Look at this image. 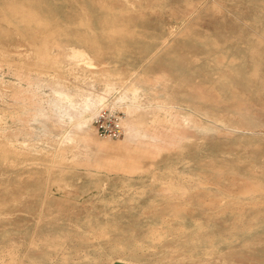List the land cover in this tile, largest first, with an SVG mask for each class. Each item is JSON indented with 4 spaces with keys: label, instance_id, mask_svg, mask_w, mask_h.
Wrapping results in <instances>:
<instances>
[{
    "label": "rangeland",
    "instance_id": "1",
    "mask_svg": "<svg viewBox=\"0 0 264 264\" xmlns=\"http://www.w3.org/2000/svg\"><path fill=\"white\" fill-rule=\"evenodd\" d=\"M147 3L133 31L113 0H0V264H264V0Z\"/></svg>",
    "mask_w": 264,
    "mask_h": 264
},
{
    "label": "bare ground",
    "instance_id": "2",
    "mask_svg": "<svg viewBox=\"0 0 264 264\" xmlns=\"http://www.w3.org/2000/svg\"><path fill=\"white\" fill-rule=\"evenodd\" d=\"M151 40H152V39H151ZM174 40H175V39H174ZM152 41H153V40H152ZM155 41H157V40H155ZM158 41H159V40H158ZM219 46H220V45H219ZM219 46H218V47H219ZM69 47H70L71 50H72L73 57L75 56V57H78V58L80 57V58L84 59L86 62H88V64H87L88 66H89V65L94 66L93 64H96L94 57H93V56H92V55H91V54H90V53H89L84 47H81V46H74V45H70ZM220 56H221V55H220ZM220 56H219V57H220ZM223 56H224V55H223ZM78 58H77L76 60H78ZM82 59H81V60H82ZM226 59H227V58H226ZM226 59H225V60H226ZM79 60H80V59H79ZM218 60H219V58H218ZM223 60H224V58H223ZM233 60H234V59H233ZM233 60L231 59L230 61H233ZM176 61H177V60H176ZM221 61H222V60H221ZM221 61H220V62H221ZM86 62H85V63H86ZM220 62H219V63H220ZM89 63H91V64H89ZM230 63H231V62H230ZM224 65H225V64H224ZM220 66H221V65H220ZM89 67H90V66H89ZM180 69H181V67H180ZM222 75H223V74H222ZM215 76H216V75H215ZM224 76H225V75H224ZM221 79H223V78H221ZM199 81H200V80H199ZM227 81H228V80H227ZM136 84H137V83H133L132 85H130V86H131V90H133L132 92H133V94H134V97H136L135 95H137V93L139 92V87L136 86ZM125 85H126V84H125ZM116 87H117V86H116ZM214 87H215V86H214ZM173 88H174V87H173ZM118 91H119V90H118ZM56 92H57V94L59 95V102H58V105H60V106L62 107V106H63V103H62V102H67V104H68L69 107H70L68 112L66 111V108H65V111L60 110L61 108L59 109V112H57V116H58L59 119L61 120L60 122H63L65 114H68V115L70 116V118L72 119V121H73V120H76V119L79 117V113H78V112L83 113V111L88 110V109H87V108H89L88 103L83 104V105H80V102H77V101L74 100V95L70 94L66 89H57ZM126 92H127V91H126ZM132 92H131V93H132ZM223 92H224V91H223ZM79 94H80V93H79ZM92 95H93V94H92ZM132 96H133V95H132ZM84 97H85V96H84ZM84 97H83V98H84ZM87 97H88V96H87ZM134 97H133V98H134ZM134 99H135V98H134ZM87 100H90L93 104H94V102H95V101L93 102V98H92V96H91V97L89 96V97L87 98ZM237 100H238V99H237ZM79 101H80V100H79ZM83 101H85V100H83ZM98 101H99V100H98ZM98 101H97V102H98ZM240 103H242V102H240ZM102 105H103V104H102ZM239 105H240V104H239ZM162 106H163V105H162ZM240 106H241V105H240ZM100 109H101V107H100ZM78 110H79V111H78ZM64 112H65V114H64ZM42 113H43V112H42ZM204 113H205V112H204ZM208 113H209V112H208ZM83 115H84V113H83ZM89 118H90V117H89ZM89 118H88V119L86 118V120H82V121H80V122L78 121V122H77V125H76V124H75V125H76L77 127L79 126L81 129H85V130H87V129H89V125H88V123H90V122H89V121H90ZM92 118H93V117H92ZM219 120H220V119H219ZM76 121H77V120H76ZM65 122H66V121H65ZM73 122H75V121H73ZM226 125H227V124H226ZM88 131H89V130H88ZM90 133H91V132H90ZM135 137H136V136H135ZM63 138H64V137H63ZM250 139H251V138H250ZM203 143H204V142H203ZM227 155H228V154H227ZM231 156H232V155H231ZM182 162H183V161H182ZM189 162H190V161H189ZM253 163H254V162H253ZM172 164H173V163H172ZM182 164H183V163H182ZM191 164H192V163H191ZM191 164H190V165H191ZM170 165H171V164H170ZM190 165H189V166H190ZM250 166H251V165H250ZM250 166H249V167H250ZM169 167H170V166H169ZM228 167H229V166H228ZM178 168H179V167H178ZM215 168H216V167H215ZM169 169H172V167L169 168ZM251 169H252V168H251ZM224 170H225V169H224ZM228 170H229V169H228ZM173 171H174V169L172 170V173H173ZM237 171H238V169H237ZM221 172H222V171H221ZM169 173H170V172H169ZM174 173H175V172H174ZM190 174H191V173H190ZM199 174H201V173H199ZM203 174H204V173H203ZM177 175H178V174H177ZM195 175H197V174H195ZM201 175H202V174H201ZM204 175H205V174H204ZM204 175H203V176H204ZM254 175H255V174H254ZM186 176H187V175H186ZM224 176H225V175H224ZM224 176H223V177H224ZM227 176H228V175H227ZM237 176L240 177L239 175H237ZM211 177H212V176H211ZM230 177H231V176H230ZM232 177H233V176H232ZM235 177H236V176H235ZM197 178H198V177H197ZM203 178H204V177H203ZM203 178H202V179H203ZM208 178H209V177L207 176V178H205V179H208ZM218 178H219V177H218ZM221 178H222V177H221ZM190 179H191V178H190ZM199 179H200V178H199ZM199 179H198V180H199ZM240 179H241V178H240ZM208 180H209V179H208ZM214 180H216V179H214ZM230 180H231V179H230ZM233 180H234V179H233ZM260 180H261V179H260ZM131 181H132V180H131ZM203 181H204V180H203ZM262 181H263V179H262ZM191 182H192V181H191ZM194 182H195V181H194ZM194 182H193V183H194ZM211 182H212V181H211ZM234 182H237V181H234ZM245 182H246V181H245ZM187 183H188V182H187ZM195 183L197 184L198 181H196ZM205 183H206V182H205ZM174 184H175V183H174ZM199 184H200V183H199ZM201 184H202V183H201ZM215 184H217V183H215ZM231 184H232V183H231ZM249 184H250V183H249ZM202 185H203V184H202ZM219 185H221V184H219ZM222 185H223V184H222ZM229 185H230V183H229ZM252 185H253V184H252ZM152 186H153V185H152ZM152 186H151V187H152ZM223 186H224V185H223ZM232 186H233V185H232ZM138 187H139V186H138ZM148 187H150V186H148ZM203 187H205V186L203 185ZM211 187H212V186H211ZM214 187H215V186H214ZM224 187H225V186H224ZM234 187H235V186H234ZM240 187H241V186H240ZM126 188H127V187H126ZM126 188H125V189H126ZM133 188H134V187H133ZM152 188H153V187H152ZM159 188H162V186L159 187ZM159 188H157V189H159ZM174 188H175V190H176V187H174ZM200 188H201V187H200ZM207 188H208V187H207ZM217 188H218V187H217ZM219 188H220V187H219ZM230 188H231V187H230ZM238 188H239V187H238ZM135 189H136V188H135ZM135 189H134V190H135ZM162 189H163V188H162ZM194 189H195V188H194ZM205 189H206V188H205ZM208 189H209V188H208ZM208 189H207V190H208ZM235 189H237V188H235ZM235 189H234V190H235ZM120 190H122V189H120ZM168 190H171V189H168ZM177 190H178V189H177ZM187 190H188V188H187ZM197 190H199V189H197ZM200 190H201V189H200ZM214 190H216V189H214ZM217 190H218V189H217ZM220 190H221V189H220ZM237 190H238V189H237ZM243 190H244L245 192H247V194H249V193L259 192V191L263 190V188H261L260 186H250V185L248 186V185H247V187H244ZM243 190H242V191H243ZM129 191H130V190H129ZM135 191H136V190H135ZM147 191H148V190H147ZM178 191H180V190H178ZM178 191H177V192H178ZM189 191H190V190H189ZM189 191H188V192H189ZM171 192H173V191H171ZM206 192H207V191H206ZM208 192H210V189L208 190ZM222 192H224V191H222ZM235 192H236V191H235ZM263 192H264V191H263ZM123 193H124V192H123ZM128 193H130V192H128ZM136 193H137V192H136ZM144 193H145V191H144ZM178 193H179V192H178ZM190 193H192V192H190ZM261 193H262V192H261ZM142 194H143V193H142ZM187 194H188V193H187ZM214 194H215V193H214ZM228 194H229V193H228ZM230 194H231V193H230ZM245 194H246V193H245ZM137 195H139V194H137ZM191 195H192V194H191ZM239 195L241 196L240 193H239ZM243 195H244V194H243ZM254 195H255V194H254ZM131 196H132V194H131ZM139 196H140V195H139ZM221 196H222V195H221ZM221 196H220L219 198H221ZM226 196H227V195H226ZM251 196H252V195H251ZM261 196H262V195H261ZM121 197H122V196H121ZM132 197H133V196H132ZM157 197H158V196H157ZM184 197H185V196H184ZM209 197H210V196H209ZM158 198H159V197H158ZM161 198H162V197H161ZM164 198H165V197H164ZM170 198H171V197H170ZM182 198H183V197H182ZM219 198H217V199H219ZM232 198H233V197H232ZM237 198H238V197H237ZM253 198H254V197H253ZM262 198H263V197H261V199H262ZM114 199H115V198H114ZM114 199H113V200H114ZM126 199H127V198H126ZM171 199H172V198H171ZM217 199H216V200H217ZM239 199H240V198H239ZM241 199H242V198H241ZM120 200H121V199H120ZM123 200H124V199H123ZM127 200H128V199H127ZM154 200H155V199H154ZM167 200H169V199H167ZM247 200H248V199H246V201H247ZM251 200H252V199H251ZM258 200H259V199H258ZM114 201H115V200H114ZM116 201H117V200H116ZM155 201H156V200H155ZM179 201H180V200H179ZM181 201H182V199H181ZM229 201H230V200H229ZM231 201H232V200H231ZM243 201H244V200H243ZM252 201H253V200H252ZM254 201H255V200H254ZM124 202H125V200H124ZM156 202H157V201H156ZM158 202H159V201H158ZM169 202H170V201H169ZM219 202H220V201H219ZM256 202H257V201H256ZM154 203H155V202H154ZM164 203H165V202H164ZM186 203H187V202H186ZM195 203H197V202H195ZM195 203H194V204H195ZM198 203H199V202H198ZM200 203L203 204V203H205V202H202V201H201ZM200 203H199V204H200ZM206 203L208 204V202H206ZM206 203H205V205H206ZM228 203H229V202H228ZM110 204H111V203H110ZM114 204H115V202H114ZM114 204H113V205H114ZM179 204H180V203H179ZM226 204H227V203H226ZM230 204H231V202H230ZM232 204H233V206H234V203H232ZM245 204H247V203H245ZM253 204H254V203H253ZM160 205H161V203H160ZM181 205H182V204H181ZM187 205H188V204H187ZM217 205H218V204H217ZM217 205H216V206H217ZM222 205H223V204H222ZM170 206H171V205H170ZM177 206H178V204H177ZM177 206H176V207H177ZM179 206H180V205H179ZM193 206H194V205H193ZM209 206H210V205H209ZM211 206H212V205H211ZM228 206H229V205H228ZM235 206H236V205H235ZM188 207H189V206H188ZM198 207L201 208V206H198ZM212 207H213V206H212ZM222 207H223V206H222ZM242 207H243V206H242ZM247 207L249 208V207H253V206H250V205H249V206H247ZM263 207H264V206H263ZM152 208H153V207H152ZM154 208H155V207H154ZM191 208H192V207H191ZM205 208H206V206H205ZM227 208H229V207H227ZM234 208H235V207H234ZM234 208H233V210H234ZM237 208H238V207H237ZM248 208H247V209H248ZM255 208H256V207H255ZM257 208H258V207H257ZM147 209H148V208H147ZM163 209H164V208H163ZM163 209H162V210H163ZM201 209H202V208H201ZM220 209H221V208H220ZM250 209H251V208H250ZM259 209H260V208H259ZM174 210H175V209H174ZM177 210H178V209H177ZM190 210L192 211V209H190ZM190 210H189V211H190ZM193 210H194V209H193ZM196 210H197V209H196ZM208 210H210V209L208 208ZM216 210H217V209H216ZM216 210H215V211H216ZM235 210H236V208H235ZM238 210H239V209H238ZM238 210H237V211H238ZM152 211H153V209H152ZM155 211H156V210H155ZM158 211H160V210H158ZM164 211H165V210H164ZM168 211H169V210H168ZM178 211H179V210H178ZM189 211H188V212H189ZM191 211H190V213H191ZM194 211H195V210H194ZM237 211H236V212H237ZM245 211H246V210H245ZM247 211H248V210H247ZM254 211H255V209H254ZM148 212H150V211H148ZM211 212L213 213V211H211ZM238 212H239V211H238ZM248 212H249V211H248ZM250 212H251V211H250ZM250 212H249V213H250ZM144 213H145V212H144ZM144 213H143V214H144ZM190 213H189V214H190ZM193 213H195V212H193ZM219 213H220V212H219ZM221 213H222V212H221ZM225 213H226V212H225ZM149 214H150V213H149ZM154 214H156V213H154ZM160 214H161V212H160ZM243 214H244V213H243ZM145 215H146V214H145ZM158 215H159V214H158ZM162 215H163V214H162ZM211 215H212V214H211ZM238 215H239V214H238ZM254 215H255V214H254ZM261 215H263V214H261ZM182 216H183V215H182ZM191 216H192V215H191ZM243 216H244V215H243ZM252 216H253V215H252ZM263 216H264V215H263ZM107 217H108V216H107ZM154 217H155V216H154ZM168 217H169V216H168ZM171 217H172V216H171ZM173 217H174V216H173ZM175 217H176V216H175ZM179 217H180V216H179ZM179 217H178V218H179ZM183 217H184V216H183ZM245 217H246V216H245ZM161 218H162V217H161ZM169 218H170V217H169ZM237 218H238V217H237ZM242 218H244V217H242ZM253 218H254V217H253ZM255 218H256V217H255ZM259 218H260V217H259ZM263 218H264V217H263ZM41 219H42V218H41ZM176 219H177V218H176ZM195 219H196V218H195ZM235 219H236V218H235ZM240 219H241V218H240ZM244 219L247 220V218H244ZM261 219H262V218H261ZM162 220H163V219H162ZM172 220H173V219H172ZM181 220H182V219H181ZM196 220H197V219H196ZM196 220H195V221H196ZM198 220H199V219H198ZM237 221H238V220H237ZM239 221H240V220H239ZM245 222H247V221H245ZM250 222L252 223L251 220H249V222H247V223L250 224ZM255 222H256V221H255ZM107 223H109V222L107 221ZM110 223H111V222H110ZM164 223H165V222H163V225H165ZM166 223H167V222H166ZM199 223H200V222H199ZM199 223H198V224H199ZM114 224H115V223H114ZM172 224L174 225L175 223L173 222ZM196 224H197V223H196ZM198 224H197V225H198ZM203 224H204V223H203ZM205 224H206V223H205ZM205 224H204V225H205ZM240 224H241V222H240ZM244 224H245V223H244ZM253 224H254V223H252V225H253ZM150 225H151V224H150ZM152 226H153V225H152ZM154 226H155V225H154ZM248 226H249V225H247V227H248ZM98 227H99V229H100V226H98ZM102 227H103V226H102ZM105 227H106V226H105ZM107 227H108V226H107ZM111 227H112V226H111ZM177 227H178V226H177ZM177 227H176V228H177ZM211 227H212V226H211ZM211 227H209V228H211ZM234 227H235V226H234ZM249 227H250V226H249ZM113 228H114V227H113ZM169 228H170V227H169ZM176 228H175V229H176ZM241 228H242V227H241ZM245 228H246V227H245ZM252 228H253V227H252ZM106 229H107V228H106ZM170 229H171V228H170ZM170 229H169V230H170ZM175 229H174V230H175ZM178 229H179V228H178ZM243 229H244V227H243ZM91 230H92V229H91ZM101 230H102V229H101ZM110 230H111V229H110ZM144 230H145V229H144ZM154 230H155V229H154ZM171 230H172V229H171ZM181 230H183V229H181ZM181 230H180V231H181ZM209 230H210V229H209ZM230 230H231V228H230ZM235 230H236V229H235ZM237 230H238V229H237ZM244 230H245V229H244ZM249 230H250V229H249ZM253 230H254V229H253ZM104 231H105V230H104ZM108 231H109V229H108ZM191 231H192V234H193V230H191ZM203 231H204V230H203ZM205 231H206V229H205ZM215 231H216V230H215ZM215 231H214V232H215ZM239 231H240V230H239ZM90 232H91V231H90ZM97 232H98V231H97ZM101 232H102V231H101ZM115 232H116V231H115ZM117 232H118V231H117ZM174 232L176 233L177 231L175 230ZM174 232H173V233H174ZM198 232H199V231H198ZM200 232H201V231H200ZM212 232H213V231H212ZM212 232H211V233H212ZM232 232H235V231L233 230ZM241 232H242V231H241ZM85 233L87 234V232H85ZM102 233H103V232H102ZM102 233H101V234H102ZM111 233H112V232H111ZM169 233H171V232H169ZM175 233H174V234H175ZM182 233H183V231H182ZM209 233H210V232H209ZM235 233H236V232H235ZM89 234H90V233H89ZM124 234H125V233H124ZM156 234H157V233H156ZM174 234H173V235H174ZM176 234H177V233H176ZM184 234H186V233H184ZM201 234L203 235V233H201ZM218 234H219V233H218ZM90 235H91V234H90ZM92 235H96V234H93V233H92ZM105 235H107V233H106ZM126 235H127V234H126ZM147 235H148V234H147ZM158 235H162V234H161L160 232H158ZM158 235H157V237H158ZM166 235H167V234H166ZM173 235H172V236H173ZM194 235H196V234H194ZM83 236H85V235H83ZM99 236H100V235H99ZM119 236H120V235H118V237H119ZM179 236H180V233H179ZM181 236H182V235H181ZM183 236H184V235H183ZM196 236L198 237V235H196ZM203 236H204V235H203ZM93 237H94V236H93ZM97 237H98V236H97ZM116 237H117V236H116ZM121 237H122V236H121ZM132 237H133V236H132ZM145 237H146V236H145ZM155 237H156V236H155ZM170 237H171V236H170ZM204 237H205V236H204ZM207 237H208V236H207ZM224 237H226V236H224ZM229 237H230V236H229ZM39 238H40V237H39ZM51 238H52V237H51ZM87 238H88V237H87ZM102 238H103V237H102ZM105 238H106V237H105ZM108 238H109V237H108ZM110 238H111V237H110ZM135 238H137V237H135ZM147 238H149V237H147ZM227 238H228V237H227ZM227 238H226V239H227ZM42 239H43V238H42ZM47 239H49V238H47ZM53 239H54V238H53ZM65 239H66V238H65ZM99 239H100V238H99ZM106 239H107V238H106ZM118 239H119V238H118ZM118 239H117V240H118ZM149 239H150V238H149ZM166 239H167V237H166ZM168 239H169V238H168ZM195 239H196V238H195ZM198 239H199V237H198ZM60 240H61V239H60ZM87 240H88V239H87ZM96 240H97V239H96ZM101 240H102V239H101ZM135 240H137V239H135ZM158 240H159V239H158ZM162 240H163V239H162ZM164 240H165V239H164ZM228 240H229V239H228ZM35 241H36V240H35ZM85 241H86V239H85ZM85 241H84V242H85ZM90 241H91V240H90ZM121 241H122V240H121ZM121 241H120V242H121ZM160 241H161V240H160ZM45 242H46V241H45ZM56 242H57V241H56ZM88 242H89V241H88ZM111 242H112V241H111ZM136 242H137V241H136ZM142 242H143V241H142ZM192 242H193V241H192ZM199 242H200V239H199ZM108 243H109V241H108ZM122 243H123V242H122ZM145 243H146V242H145ZM148 243H149V242H148ZM156 243H158V242L156 241ZM156 243H155V244H156ZM159 243H160V242H159ZM208 243H209V242H208ZM113 244H114V243H113ZM137 244H138V243H137ZM153 244H154V243H153ZM66 245H67V244H66ZM109 245H110V244H109ZM120 245H121V244H120ZM122 245H123V244H122ZM140 245H141V243L139 244V246H140ZM148 245H149V244H148ZM151 245H152V244H151ZM157 245H158V244H157ZM105 246H106V245H105ZM113 246H114V245H113ZM116 246H118V245H116ZM116 246H114V248H115ZM135 246H136V245H135ZM154 246H155V245H153V247H154ZM98 247H99V246H98ZM111 247H112V246H111ZM111 247H110V248H111ZM119 247H121V246H119ZM133 247H134V246H132V248H133ZM143 247H144V245H143ZM157 247H158V246H157ZM8 248H9V247H8ZM66 248H67V247H66ZM66 248H65V249H66ZM121 248H122V247H121ZM123 248H124V247H123ZM125 248H126V247H125ZM132 248H131V249H132ZM207 248H208V247H207ZM213 248H214V247H213ZM111 249H112V248H111ZM111 249H110V250H111ZM117 249H118V248H117ZM137 249H139V248H137ZM143 249H144V248H143ZM208 249H209V248H208ZM208 249H207V250H208ZM34 250H35V249H34ZM63 250H64V249H63ZM99 250H100V249H99ZM119 250H120V249H119ZM135 250H136V249H135ZM135 250H134V251H135ZM140 250H141V247H140ZM7 251H8V250H7ZM57 251H58V250H57ZM57 251H55V252L57 253ZM68 251H70V250H68ZM71 251H72V250H71ZM84 251H85V249H84ZM102 251H103V249H102ZM120 251H122V249H121ZM129 251H130V250H129ZM131 251H132V250H131ZM134 251H132V252H134ZM58 252H59V251H58ZM86 252H87V251H86ZM112 252H114V251L112 250ZM123 252H124V251H123ZM193 252H194V251H193ZM74 253H75V252H74ZM81 253H82V252H81ZM81 253H80V254H81ZM92 253H93V252H92ZM92 253H91V254H92ZM128 253H129V252H128ZM63 254H64V253H63ZM75 254H76V253H75ZM77 254H78V253H77ZM83 254L85 255L86 253H83ZM87 254H88V253H87ZM91 254H89V255H91ZM116 254H117V253H116ZM121 254H122V253H121ZM133 254H134V253H133ZM133 254L131 253L132 256H134ZM137 254H138V253H137ZM210 254H211V253H210ZM58 255H59V254H58ZM103 255H104V253H103ZM119 255H120V254H119ZM127 255H130V253L127 254ZM138 255H139V254H138ZM62 256H63V255H62ZM76 256H77V255H76ZM79 256H80V255H79ZM86 256H87V255H86ZM97 256H98V255H97ZM136 256H137V255H136ZM192 256H193V255H192ZM212 256H213V255H212ZM63 257H65V255H64ZM91 257H92V255H91ZM106 257H107V255H106ZM106 257H105V258H106ZM113 257H114V256H113ZM57 258H59V257H57ZM70 258H71V257H70ZM74 258H75V256H74ZM78 258H79V257H78ZM93 258H94V257H93ZM95 258L100 259V257H99V258H98V257H95ZM101 258H103V257L101 256ZM105 258H104V259H105ZM119 258H122V257L119 256ZM125 258H126V257H125ZM53 259H54V258H53ZM83 259H85V258H83ZM83 259H81V260H83ZM111 259H112V258H111ZM58 260H59V259H58ZM72 260H73V259H72ZM74 260H75V259H74ZM74 260H73V261H74ZM112 260H114V258H113ZM133 260H135V259H133ZM133 260H132V261H133ZM94 261H95V260H94ZM114 261H115V260H114ZM136 261H137V260H136ZM138 261H139V260H138ZM95 262H96V261H95ZM98 263H99V262H98ZM98 263H97V264H98ZM112 263H113V262H112ZM104 264H105V263H104ZM108 264H109V263H108Z\"/></svg>",
    "mask_w": 264,
    "mask_h": 264
},
{
    "label": "crops",
    "instance_id": "3",
    "mask_svg": "<svg viewBox=\"0 0 264 264\" xmlns=\"http://www.w3.org/2000/svg\"><path fill=\"white\" fill-rule=\"evenodd\" d=\"M147 1L148 0H113L116 19L119 20L123 18L124 25L129 24L132 27L131 29L133 31L134 29H139L138 26H134L133 23H135V21L137 22L138 19H141V17L143 16V13L147 11V6H148ZM153 17H155V15L151 12V16L149 18H153ZM133 36H136V35L133 34ZM137 36H140V35H137ZM86 50L90 54L92 53L91 50L89 49H86ZM103 63L108 64L110 67L109 69L116 70V73L120 72V67H123V64L120 62L119 59L105 60L103 61ZM128 68H127V71L129 70ZM115 264H131V263H129L128 261H123V262L119 261Z\"/></svg>",
    "mask_w": 264,
    "mask_h": 264
},
{
    "label": "built area",
    "instance_id": "4",
    "mask_svg": "<svg viewBox=\"0 0 264 264\" xmlns=\"http://www.w3.org/2000/svg\"><path fill=\"white\" fill-rule=\"evenodd\" d=\"M121 117L108 111L107 108H101L100 112L95 116L94 122L102 131H110L112 135H119L122 132L120 124Z\"/></svg>",
    "mask_w": 264,
    "mask_h": 264
}]
</instances>
